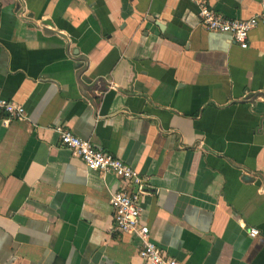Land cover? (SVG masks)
<instances>
[{
  "label": "crops",
  "instance_id": "1",
  "mask_svg": "<svg viewBox=\"0 0 264 264\" xmlns=\"http://www.w3.org/2000/svg\"><path fill=\"white\" fill-rule=\"evenodd\" d=\"M248 20L264 0H205ZM190 0H0V264H143L112 231V174L62 125L148 180L141 219L184 264H264V33L248 49ZM254 229L258 235L249 236Z\"/></svg>",
  "mask_w": 264,
  "mask_h": 264
},
{
  "label": "built area",
  "instance_id": "2",
  "mask_svg": "<svg viewBox=\"0 0 264 264\" xmlns=\"http://www.w3.org/2000/svg\"><path fill=\"white\" fill-rule=\"evenodd\" d=\"M198 10L199 26L208 32L228 34L242 50L248 49L249 33L259 27L264 33V2L258 15L248 20H228L210 8L205 0H190ZM0 113L5 122L26 120L23 106L6 100L0 95ZM53 131L59 144L79 158L89 172L112 174L119 180V188L111 196L113 209L112 231L119 235H131L140 242L138 256L143 264H184L168 257L151 238L149 227L141 219V199L147 195L148 180L140 177L129 165L96 148L90 141L74 136L62 125ZM258 231L251 229L254 238Z\"/></svg>",
  "mask_w": 264,
  "mask_h": 264
}]
</instances>
